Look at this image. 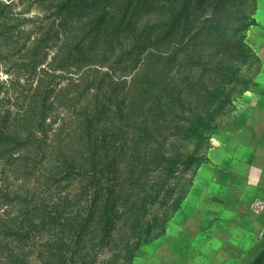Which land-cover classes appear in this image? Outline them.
Instances as JSON below:
<instances>
[{"label":"rangeland","instance_id":"obj_1","mask_svg":"<svg viewBox=\"0 0 264 264\" xmlns=\"http://www.w3.org/2000/svg\"><path fill=\"white\" fill-rule=\"evenodd\" d=\"M89 2L0 0V131L3 126L7 132L21 124L23 114L32 110L33 91L41 87L47 94L46 103L44 98L35 99L43 107L17 130L19 136L4 143L0 139V230L10 217L25 212L22 202L30 210V223L21 234L25 238L9 239L0 233V264H84V260L85 264H151L155 257L172 258L168 243L174 241L180 243L182 253L185 242L179 234L185 228V216L205 190L199 183L200 167L216 159L218 135L233 130L231 115L249 107L254 110L256 101L264 98V28L255 21L256 0L227 2L216 21L221 31L237 30L230 40L238 47L228 53V60L221 55L219 65L215 64L214 70L220 73L221 67L228 68L224 75L204 76V85L216 91V98L197 110V116L188 101L179 100L173 92L174 100L180 102H174L162 120L155 118L152 104L158 84L146 81L161 73L147 74L144 69L155 63L148 56L162 61L174 51V58L178 47L169 51L163 46L140 47L141 43L133 49L120 38L107 52L100 50L93 56L91 65L75 62L69 54L70 43L76 41L70 38H78L80 31L69 32L68 27H82L79 20H92L76 14ZM114 3L120 2H105L101 8L109 10ZM163 4L169 2L132 0L131 10L147 12ZM214 4L215 0H190L189 21L199 26L200 20L213 18ZM146 19L135 21L156 23L158 16ZM202 51L200 67L194 61L186 66L184 62L183 67L171 65L174 87L182 86V72L192 81L204 66L205 70L215 66L209 63L215 49L206 46ZM133 80L153 88L143 94V101L141 94L128 90ZM94 103L104 110L98 119L93 118L94 140L100 141L99 151L91 157V149L77 145L73 128L94 116ZM84 106L89 109L86 115L80 114ZM180 116L187 122L179 121ZM199 118L208 127L193 123ZM30 131L36 140L27 144ZM42 146L46 156L37 151ZM160 156L170 161L161 162ZM66 157L77 164L70 174L66 166H58ZM115 201L119 212L112 215ZM80 226L86 227L79 230ZM9 251H13L11 258Z\"/></svg>","mask_w":264,"mask_h":264},{"label":"trees","instance_id":"obj_2","mask_svg":"<svg viewBox=\"0 0 264 264\" xmlns=\"http://www.w3.org/2000/svg\"><path fill=\"white\" fill-rule=\"evenodd\" d=\"M112 1L113 0H102L98 2L97 0H91L88 5H85L87 8L84 6L85 8L80 7L78 9L79 11H77L76 14L79 19L89 16L92 17V20L87 23H82L83 21L79 20L80 24H84L82 27H80V25H73L72 27H68L69 32H74L77 29L80 31V36L78 38H73L72 36L71 38L69 37L70 40L76 41L75 43H70L72 44L70 46L72 47V52H70L69 54L70 57H74L75 62H84L86 64L90 63L87 65L85 64L86 66H89L91 65V59L93 56L98 54L100 50H102L103 52H107L109 48L115 46V44L119 41L120 38H124L125 40H127L130 45L132 44L133 49L138 48L141 43L144 44L140 47L147 46L158 48L163 46L169 51H171L169 47H178L174 58H172L174 51L167 58L162 56V59L165 58V60L162 61H160L159 59H152L151 56H148L149 62L155 61V63L147 65L144 69L145 72H147V74L155 72L161 73L160 75L151 74L152 76H155V78L146 79L147 82H151V85L157 83L159 87L155 94L151 93L152 95H154V97L152 98V104H155V110H157L154 112V116L156 119L161 120L167 117L168 110L170 109V107L173 105L174 102L177 103V101L179 100H187L190 107L189 109L194 111V113H196L195 115L198 116L199 113L197 114V110L202 109L203 106L208 104V102H210V99H215V94H217L215 90L211 91L208 89L207 86L204 85V76L213 75L216 77H220L224 75V72L227 71L228 68L221 67L220 73V69L214 70L215 68H218L215 64L217 63V65H219V60L222 57L221 55H223V57L228 60V58L231 57L230 55H228V53H232L233 50L238 48L230 40V37L232 35H235L237 33V30L229 28L227 31H221V27L218 26V22H216L219 20V14L220 12H222V8H224V5L232 0H215V4L211 8L213 18L211 16H208V18L200 20L201 24L199 26H195L192 24V22L189 21L190 13L188 7L190 0H165L166 3L169 2V4H163L159 6V8H157L156 10H154L153 8H149L145 10L147 12L131 10L132 0H128L127 3L123 1V4L121 0H116L120 2L119 5H115V3L110 4L111 9L109 10L108 8H106L107 10L103 7L101 8V5L103 3L106 2L109 5V3ZM152 14L158 16V20L156 23L150 22L149 24H146L140 22L138 23L137 21H135V19H139L140 17L145 19L147 18L146 21L151 20ZM187 27H191L189 31L187 30ZM154 35L155 38L152 41ZM172 38H174L175 40H173ZM179 38L180 40L176 41ZM170 40H172V43L169 42ZM101 46H105V48L102 49ZM206 46L210 47V49H215L214 55H212V57H210L211 59L209 60V63L215 66L208 65L209 68L207 67L206 70L204 66L202 68V73H200V75L192 81L188 80L187 76H182L184 75V72H182L180 80V84H182V86L180 88L174 87V81L169 75V73L171 72V65L174 64L176 66L183 67L182 64L184 62L186 66L188 62L191 63V61H194V63L196 64H194L193 62L192 64L200 67V62L202 61V58L205 55V52L202 50ZM192 52H194L195 57ZM194 58H196V61L194 60ZM86 78H88V76L83 77L81 80H86ZM145 84V82H136L133 80L128 90H132L133 92L136 91L137 93L141 94V101H143V99L146 97L143 94H148L150 91H153V88L151 86H145L146 88L140 86ZM85 87H89V83L86 84ZM33 92V97L31 98V103H33V107L31 106L32 110H29V113L23 114V120L21 121V124H16L11 128V130H7V132L12 133V137L7 136L10 134L6 132V127L3 126L4 128L2 129V131H0V139L2 143L6 141H11L12 139H15L17 136H19L17 135V130L27 125L28 121H30L28 120V118H30V116L33 114H37V109L39 107H43L42 105L35 104V99L38 100L44 98V101L42 102L46 103V91L39 87ZM173 92L175 93V96L179 98V100H174ZM93 98L98 101L97 94H95ZM94 105L95 107L97 106V110H95L94 116H92L91 119L85 117L82 121H79L77 123V126L75 128H73V132L74 134H76V140L78 141L77 145L85 149V151H87L88 149L89 152L92 151V153H90L91 157H94V155H96L99 151L97 149V143L100 141L94 140L93 128L94 126H96V123L93 121V118L98 119L100 113H102L100 112V110H104V106H100V103H94ZM179 105H181V103H179ZM88 112V107L84 106V108L82 109V113L80 114L86 115L88 114ZM180 117L182 118H180L179 121L187 122L186 118H183V116ZM193 123H199L202 128L208 127V123L206 121L200 120V118L195 119ZM39 125L40 123H37L34 127H38ZM41 133L44 135L43 132ZM27 137L25 138L28 140L27 144H31V140H36V134L33 133V131H30V134H28ZM16 142H19V140ZM94 144H96V146H94ZM40 150L42 151V153L45 154L46 147L42 146V149H39L37 151L40 152ZM160 157L161 162L164 161L166 163L170 161L167 160V158H163V156ZM69 158L66 157L65 159L67 160L58 165L63 167L66 166V171L68 172V174H70L69 172L73 171V167L77 165L71 157ZM94 159L95 158H91V164L95 163L93 161ZM21 206H24L26 208L25 212L22 211L21 215H18L17 218L13 219L12 217H10L9 220H6L4 222L5 224H3L4 230H0V233H3L5 237L9 239L17 237L18 239L20 238L22 240L23 238H25V236L21 234H24L22 232H24V229H27L26 226H28V224L30 223V210L28 205L24 202L21 203ZM111 210L112 215L119 212L117 211L118 209L116 201L114 202V206H112ZM109 219L106 218V221H108ZM110 221H112V219H110ZM85 227L86 226H80L79 230H84ZM101 227L105 233L107 230L106 227L104 228V225ZM12 253L13 251H9L8 258L14 256L12 255Z\"/></svg>","mask_w":264,"mask_h":264},{"label":"crops","instance_id":"obj_3","mask_svg":"<svg viewBox=\"0 0 264 264\" xmlns=\"http://www.w3.org/2000/svg\"><path fill=\"white\" fill-rule=\"evenodd\" d=\"M255 9L264 28V0ZM231 119L233 130L218 135L214 165L200 167L205 190L185 216L184 251L169 242L174 256L151 264H264V98Z\"/></svg>","mask_w":264,"mask_h":264}]
</instances>
